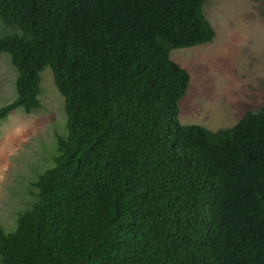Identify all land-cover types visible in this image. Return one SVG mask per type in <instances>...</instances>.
Wrapping results in <instances>:
<instances>
[{
    "label": "trees",
    "instance_id": "16d2710c",
    "mask_svg": "<svg viewBox=\"0 0 264 264\" xmlns=\"http://www.w3.org/2000/svg\"><path fill=\"white\" fill-rule=\"evenodd\" d=\"M206 1L0 0V121L40 108L46 68L66 116L0 264H264V106L216 131L178 119L170 53L213 41Z\"/></svg>",
    "mask_w": 264,
    "mask_h": 264
},
{
    "label": "rangeland",
    "instance_id": "374dc122",
    "mask_svg": "<svg viewBox=\"0 0 264 264\" xmlns=\"http://www.w3.org/2000/svg\"><path fill=\"white\" fill-rule=\"evenodd\" d=\"M203 14L213 41L174 50L170 59L190 76L178 104L180 124L216 131L264 106V0H207ZM9 59L0 54V108L15 98L16 73ZM40 86L36 112L18 109L0 121V227L5 232L13 231L18 215L34 202L32 183L53 166L56 139L66 136L63 99L48 68Z\"/></svg>",
    "mask_w": 264,
    "mask_h": 264
},
{
    "label": "clouds",
    "instance_id": "9594fccd",
    "mask_svg": "<svg viewBox=\"0 0 264 264\" xmlns=\"http://www.w3.org/2000/svg\"><path fill=\"white\" fill-rule=\"evenodd\" d=\"M189 81H190V76H189ZM189 84V83H188Z\"/></svg>",
    "mask_w": 264,
    "mask_h": 264
}]
</instances>
